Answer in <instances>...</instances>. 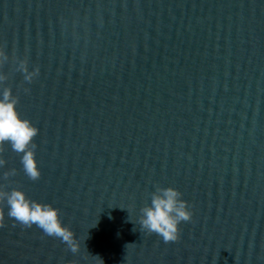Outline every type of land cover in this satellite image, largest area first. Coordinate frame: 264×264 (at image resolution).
<instances>
[{"label": "water", "instance_id": "1", "mask_svg": "<svg viewBox=\"0 0 264 264\" xmlns=\"http://www.w3.org/2000/svg\"><path fill=\"white\" fill-rule=\"evenodd\" d=\"M0 57L40 171L0 144V264H264V0H0ZM155 186L193 213L175 241L139 227Z\"/></svg>", "mask_w": 264, "mask_h": 264}, {"label": "clouds", "instance_id": "2", "mask_svg": "<svg viewBox=\"0 0 264 264\" xmlns=\"http://www.w3.org/2000/svg\"><path fill=\"white\" fill-rule=\"evenodd\" d=\"M6 59L0 57V62ZM16 70L29 83L39 74L38 68L30 71L23 60L16 63ZM17 102L9 89H0V144H8L20 156L24 174L30 180H37L40 171L33 141L39 130L31 121L21 118ZM149 195L150 203L139 209V227L148 233H155L164 242L177 240L179 225L192 218L190 206L182 199V194L171 186H155ZM2 196L8 217L25 226L35 225L47 236L70 242L69 231L52 205L31 200L21 189L13 188Z\"/></svg>", "mask_w": 264, "mask_h": 264}]
</instances>
